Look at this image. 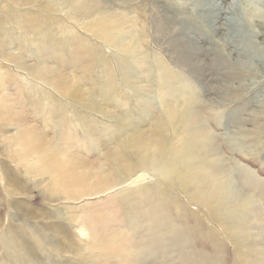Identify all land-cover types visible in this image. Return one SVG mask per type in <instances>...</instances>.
<instances>
[{
  "label": "rangeland",
  "instance_id": "1",
  "mask_svg": "<svg viewBox=\"0 0 264 264\" xmlns=\"http://www.w3.org/2000/svg\"><path fill=\"white\" fill-rule=\"evenodd\" d=\"M166 23L198 46L210 67L218 56L232 66L216 64L203 78L179 66L160 33ZM120 36L134 42L133 54L113 44ZM128 58L131 75L122 66ZM101 106L106 113L93 110ZM188 106L213 135L208 148L263 206L255 188L264 189V0H0V234L11 224L37 251L29 262L19 259L244 264L245 247L216 214L176 188V173L125 169L133 161L121 151L130 126L172 143L171 119ZM45 152L66 165L46 162ZM67 167H74L75 182H62ZM100 167L126 183L81 177ZM5 173L23 187L14 188ZM248 173L256 182L244 179ZM257 208L248 209L254 236ZM132 241L124 255L117 243ZM113 242V254L101 251ZM0 264H13L1 246Z\"/></svg>",
  "mask_w": 264,
  "mask_h": 264
},
{
  "label": "bare ground",
  "instance_id": "2",
  "mask_svg": "<svg viewBox=\"0 0 264 264\" xmlns=\"http://www.w3.org/2000/svg\"><path fill=\"white\" fill-rule=\"evenodd\" d=\"M73 4H75L74 1ZM230 23L235 27L238 26L237 19L234 17L230 20ZM164 26L165 30L160 31V33H162L167 39L168 44L174 49L176 63L183 68L195 72L198 78H203L206 71L208 69H213L216 64L220 67L219 63H222L223 67L227 69L232 66L227 59L218 56L217 59L212 60L213 62H211L210 67L209 63H206L205 60H201V49L186 40L181 30L177 31L167 23L164 24ZM113 44H117L123 51L132 54L135 51L134 42L127 43L125 37L122 36H120L118 40L115 39ZM132 61V58L122 61V66L126 75L133 74ZM77 89L75 90L76 93L81 95L83 92L80 91V88ZM85 105L87 106V104ZM93 110L106 113L107 108L101 106L100 108H93ZM193 114L194 112H192L188 106L179 112L178 117L171 119V123L176 130L172 143H168V136L165 134L157 136L154 132L149 134L138 126H130L129 130L131 131V136L127 141L121 144V151L122 155L130 152L131 156H133V161L131 160V163H129L125 169L129 175H133L136 171L143 172L142 174L144 175L158 174L160 176L176 173V182H178L176 188L180 192L190 195L194 201L203 204L210 213L216 214L214 217L215 221L219 225L228 226L229 230L231 229V240L245 247L246 252L242 255L246 257V259H244V264H249V262L253 263L254 261L255 264H264V219H262L264 217V189L262 184L259 183L260 189L258 186L255 190H257L256 193L262 198L263 206L260 204V201L256 199L258 196H255V198L253 195L244 192V188H247V186L240 188L239 185L235 184L236 181L231 177L232 172L228 171L224 159L220 157V152L216 148H208L213 135H208L207 137L208 130L206 126L203 123L199 124L193 120ZM118 125L122 126L123 124L119 123ZM30 129L34 132L36 128L31 127ZM187 134H192L194 136V139L188 146L186 142L181 141L183 137L186 138ZM36 138H38V140H43L40 137ZM60 146L61 143L58 145L59 149H61ZM188 150L193 151L194 163L188 162V158L190 157ZM52 153L54 152H45L42 154V158L47 159L45 160L46 162L64 164L62 160H59V158ZM213 156H217L218 159H211ZM237 166L239 170L244 169L241 165ZM69 169L66 170L67 173L63 172L62 174L61 179L63 183L69 181L75 182L77 178H79H76L74 174L76 172H73L74 167L70 169L71 171ZM226 172H228V174ZM250 174L251 173H248L244 179L246 181L250 180L256 182L253 179V175ZM5 175L14 188L16 187V189H18L23 187L21 183L9 177V174L5 173ZM81 175V177L85 179L95 175V179H102L103 182L110 180L115 183L119 182L121 185L126 183L124 179H122L123 177L109 175L102 167L98 169L97 174L88 170ZM133 180L131 179V181ZM122 181L123 183H121ZM255 203L258 204L257 209L261 214L260 217H262L261 219L259 218L260 226L256 228L258 232L256 236L251 234L252 232H249L250 217L248 211ZM116 243L103 244L101 251L113 254ZM117 244L119 250L123 251L122 253L124 255L128 254V252L131 253V248L135 247L133 241L129 244ZM0 246L12 260L13 264H24L23 260H20L17 254L26 258V261L29 262L37 252L36 249L28 245V243L22 239L16 228L11 224L4 234H0ZM255 247H259L261 250H257ZM147 248L148 247H145L143 250L147 252ZM144 253L145 252L142 251L140 255ZM136 255H138V253Z\"/></svg>",
  "mask_w": 264,
  "mask_h": 264
}]
</instances>
